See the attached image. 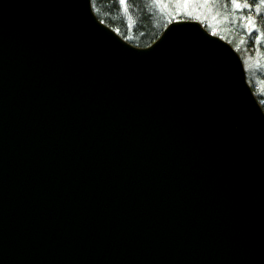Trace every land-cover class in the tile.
<instances>
[{
  "label": "water",
  "instance_id": "water-1",
  "mask_svg": "<svg viewBox=\"0 0 264 264\" xmlns=\"http://www.w3.org/2000/svg\"><path fill=\"white\" fill-rule=\"evenodd\" d=\"M0 264H264V112L233 47L0 0Z\"/></svg>",
  "mask_w": 264,
  "mask_h": 264
},
{
  "label": "rangeland",
  "instance_id": "rangeland-1",
  "mask_svg": "<svg viewBox=\"0 0 264 264\" xmlns=\"http://www.w3.org/2000/svg\"><path fill=\"white\" fill-rule=\"evenodd\" d=\"M93 1V0H92ZM126 1V0H125ZM151 10L165 25L175 20L198 21L213 35L226 39L228 29L237 33L236 47L233 49L240 56L244 47H248V59H242L249 85L258 86L260 95L264 96V5L253 0H239L241 7L235 8L231 0H147ZM120 2V0H119ZM125 3V2H124ZM124 3H121L123 5ZM248 3L250 7H244ZM185 15V17H181ZM251 18L249 26L248 18ZM229 40V41H227Z\"/></svg>",
  "mask_w": 264,
  "mask_h": 264
},
{
  "label": "trees",
  "instance_id": "trees-1",
  "mask_svg": "<svg viewBox=\"0 0 264 264\" xmlns=\"http://www.w3.org/2000/svg\"><path fill=\"white\" fill-rule=\"evenodd\" d=\"M154 6L147 0H126L123 5L119 0H93V10L97 18L108 27L115 30L119 36L134 47L144 48L155 42L167 26L165 21L153 13ZM181 17H185L182 15ZM209 31V30H208ZM237 32L228 29L226 39L231 38L229 44L237 48ZM229 41V40H227ZM248 47H244L242 59H248Z\"/></svg>",
  "mask_w": 264,
  "mask_h": 264
},
{
  "label": "snow or ice",
  "instance_id": "snow-or-ice-1",
  "mask_svg": "<svg viewBox=\"0 0 264 264\" xmlns=\"http://www.w3.org/2000/svg\"><path fill=\"white\" fill-rule=\"evenodd\" d=\"M124 2L125 0H120V3H124ZM253 2H258L259 4L264 5V0H253ZM231 3L237 9L241 7V3L239 2V0H231ZM244 7H250V5L248 3H245ZM248 20H249V26H250L252 23L251 18L249 17Z\"/></svg>",
  "mask_w": 264,
  "mask_h": 264
},
{
  "label": "flooded vegetation",
  "instance_id": "flooded-vegetation-1",
  "mask_svg": "<svg viewBox=\"0 0 264 264\" xmlns=\"http://www.w3.org/2000/svg\"><path fill=\"white\" fill-rule=\"evenodd\" d=\"M251 89L255 95V97L257 98L259 104L261 105L262 109L264 110V96L260 95V91L257 88L258 86L251 84Z\"/></svg>",
  "mask_w": 264,
  "mask_h": 264
}]
</instances>
